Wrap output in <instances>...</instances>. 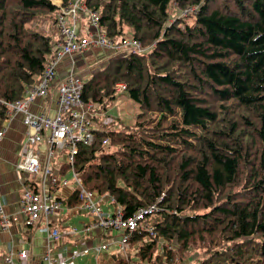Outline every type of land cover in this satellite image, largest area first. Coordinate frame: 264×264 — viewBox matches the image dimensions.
<instances>
[{"label": "trees", "instance_id": "1", "mask_svg": "<svg viewBox=\"0 0 264 264\" xmlns=\"http://www.w3.org/2000/svg\"><path fill=\"white\" fill-rule=\"evenodd\" d=\"M71 3L0 0V130L5 104L25 98L54 54L52 37L32 24L49 16L56 25ZM85 3L109 39L133 35L148 49L88 78L83 99L100 112L110 116L123 84L140 113L133 126L95 130L75 160L84 186L113 198L126 218L157 205L146 220L153 234L129 237L137 264L193 255L192 264H264V0ZM66 202L78 206L77 194Z\"/></svg>", "mask_w": 264, "mask_h": 264}, {"label": "built area", "instance_id": "2", "mask_svg": "<svg viewBox=\"0 0 264 264\" xmlns=\"http://www.w3.org/2000/svg\"><path fill=\"white\" fill-rule=\"evenodd\" d=\"M194 11V8H189L182 15L187 16ZM85 15L89 16L90 25L81 22ZM57 26L59 39L53 42L54 54L44 73L27 89L23 100L5 104L7 120L0 130V145L9 122L21 116L27 129L23 155L17 165V171L25 180L21 204L26 225H40L41 232L46 234L49 244L44 263L79 264L85 259L88 264H100L104 254L112 255V248L126 254L130 249L129 237L135 232L147 230L153 234L146 220L158 208L157 205L149 206L126 218L122 208L114 204L113 198L88 190L76 172L75 160L79 147L93 145L96 141L94 131L100 129L94 126L98 106L83 99V88L88 78L79 73L76 56L97 48L113 53L128 49L138 54L148 49L133 35L120 40L109 39L100 25L99 13L89 9L84 0H72L69 7H61ZM60 68H64L66 73L64 79L60 78ZM125 89L126 86L121 84L117 92ZM38 98L45 100V106L36 113L31 106ZM108 144L109 140H106L103 146ZM64 164L71 171L70 178L67 173L60 175ZM65 190H73V194H77L78 206H68L66 201L70 197L61 196ZM81 209L89 212L93 225H86L83 231L69 225L66 232L70 240L66 242V235L57 226L64 217L69 220L73 216L71 212ZM0 216L1 234L11 229L13 220L1 206ZM93 227L99 229L101 234L93 235ZM95 236L102 239L87 241ZM29 259L27 249H16L12 245L0 261L1 264H28Z\"/></svg>", "mask_w": 264, "mask_h": 264}, {"label": "crops", "instance_id": "3", "mask_svg": "<svg viewBox=\"0 0 264 264\" xmlns=\"http://www.w3.org/2000/svg\"><path fill=\"white\" fill-rule=\"evenodd\" d=\"M58 1L61 2V0ZM57 35L55 38L58 37ZM57 40L58 38L56 39V41ZM95 50H99V48ZM90 52H87L85 54H88ZM102 53L112 54L113 52L105 50L102 51ZM85 54L76 56L77 64L79 67L78 70L83 77L90 78L93 74L91 73L90 75H88L87 72H82V69L80 68L81 65L79 58L81 57V60L83 61V56ZM59 71L60 78L64 79L66 77L64 68H60ZM44 106L45 100L42 98H38L31 106V109L34 112L38 113ZM5 131V138L0 145V206L4 209L5 213L13 220V224L10 230L0 234V260L3 255L9 252L10 247L14 245L16 249L25 248L29 251L30 259L28 264H45L43 258L46 252L47 245L49 244L46 238V234L41 232L40 225H26V218L23 214V207L21 204L25 180L17 171V165L19 164L23 155L24 140L27 132L26 127L22 123V117H14L7 125ZM73 193V190H65L61 192V196L64 198H68L71 197ZM79 211L75 210L72 213L77 214ZM71 218L67 221V218L64 217L57 226L66 235V242H69L70 240L66 230H68L69 228ZM30 234H32L30 236V238L32 237L31 241L30 238H28V235ZM100 234L101 232L99 230L93 231V235ZM44 235L46 244L43 237ZM37 237H39V240L42 241L41 244H37ZM81 262L83 264H88L85 259H83Z\"/></svg>", "mask_w": 264, "mask_h": 264}, {"label": "rangeland", "instance_id": "4", "mask_svg": "<svg viewBox=\"0 0 264 264\" xmlns=\"http://www.w3.org/2000/svg\"><path fill=\"white\" fill-rule=\"evenodd\" d=\"M51 2L53 4H55L56 6H58L60 4V2L58 0H51ZM84 2H85V0H84ZM170 10L172 12V15L175 17L176 14H175L174 7L170 6ZM180 10H182V9H180ZM84 21L86 22V24H89V16L88 15H85L84 17L81 18V22H84ZM32 27L36 28L38 31H41L46 36H48V35L51 36L53 42H56L57 38L59 39L60 33L58 31V26H57V24L55 25L52 22V20L49 16L41 17L39 20H37L36 22H34L32 24ZM56 35L58 36L57 38H55ZM99 50H101V51H99ZM99 50H93L92 52L85 54L83 56L84 57L83 61L81 60V57L79 58L80 65H81L80 68L82 69V72H87L88 75H90L91 73L92 74L97 73L101 68L105 67L108 64L110 59H112L116 56L126 55V54H129L131 52V50L123 49L122 51H120L118 53L110 54V53H102V51H105L107 49L101 48ZM116 95H117V97L114 100V102L109 104V110L108 111H109L110 116H107L106 112H100L99 111L98 118L96 121H94V126L96 128L120 130L122 128V126H124V128L128 127V126H133L134 123L136 122V116H137V114L140 113V108H139L138 104L135 103L134 101H132L130 99L129 95L127 93H125L124 90L118 91ZM112 122H113V125H110L108 127L107 125L112 123ZM70 172L71 171L68 168V172L66 174L68 178L71 177ZM40 178L41 177H39V179ZM86 225H88V226L93 225L92 218H91L88 211L81 209L77 214H73V216L71 218L70 226L75 227V228L79 229L80 231H83L86 228ZM94 230L96 231L99 229H95V227H93V231ZM43 237L45 239V235ZM99 239H102V237H96L95 236L92 239H88L87 241L88 242H95V240H99ZM36 242H37V244L42 243V241L39 240V237H37ZM45 244H46V239H45ZM111 253H112V255L111 254H104L102 256V260H101L100 264H120L119 262H117L113 259L114 255H116V254L119 257H124V258H127V256H131V260L135 264L140 262V258H138L137 256L134 255L135 251L132 250L131 247L126 254L119 253L117 251V248H112ZM2 258H3V256H2ZM195 258H197V257H195L194 255L191 256L192 261L187 260V261H185V264H192L193 261L197 262L195 260ZM118 259H120V258H118ZM81 261L79 262V264H83ZM123 264H128V263L125 262ZM172 264H179V261L176 260Z\"/></svg>", "mask_w": 264, "mask_h": 264}]
</instances>
